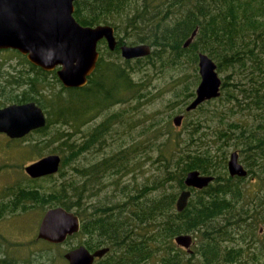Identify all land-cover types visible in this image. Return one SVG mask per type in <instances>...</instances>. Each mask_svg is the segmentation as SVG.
<instances>
[{
    "label": "trees",
    "instance_id": "obj_1",
    "mask_svg": "<svg viewBox=\"0 0 264 264\" xmlns=\"http://www.w3.org/2000/svg\"><path fill=\"white\" fill-rule=\"evenodd\" d=\"M74 4V16L82 25L108 24L115 28L118 45L114 50L108 48L110 53H121L120 46L130 37L136 38L137 43H148L154 49L145 57L125 59L122 56L128 68L106 60L102 52L88 84L81 88L65 87L56 71L43 70L26 57L37 72L34 77L25 78L28 90L19 95L17 101H35L44 109L47 124L39 132H46L53 124L68 125L77 131L90 121L91 113L96 114L133 97L140 100L151 96L150 80H134L131 74V70L139 65H151L160 69L159 72L168 69L186 71L189 66L197 69L199 53H207L217 63L218 70L243 74L246 82L240 80L233 84L243 97L239 98L231 90L225 112L219 107H206L216 98L195 110H184L187 114L199 112L198 118L186 138L170 136L167 139L164 146L174 143L179 146L183 140L184 149L179 151L173 165L164 158L166 154L162 156L163 177L160 181L158 177L154 179L151 187L142 192L139 188L136 195L128 196L122 202L115 201L111 206L92 207L90 212L82 207L83 200L87 201L97 193L95 186L104 183L102 177L122 176L132 170L129 168H132L130 161L135 149L128 146L112 151L96 162L73 167L81 179L71 175L50 187L35 185L31 191L34 206L44 207V212L54 206H63L84 217L82 232L94 237L95 247L103 245L110 249L99 264H264V237L257 238L260 224L264 222V197L259 198L256 207L262 208L255 214H249L245 207L239 208L243 195L240 182L244 177L230 175L227 157V145L232 141L239 142L243 145L241 151L249 168L248 174L260 177L258 168H264V0H76ZM196 28L195 39L185 47ZM49 73L61 84L59 91L49 84L43 85V79ZM109 73L112 78L107 84ZM200 79L199 74L192 80L187 74L178 76L176 96L184 94L183 101L187 104L195 97L194 88ZM227 83L224 81L222 87ZM75 93L87 97L77 99ZM95 95L98 97L92 99ZM177 104L173 102L172 107ZM241 111L248 116L247 120H225ZM216 121L218 124L213 127L212 123ZM221 121H225L227 128L219 125ZM107 134L105 127L97 126L89 131L82 145H78L72 139V133L56 132L53 141L65 138L61 143L65 146L61 151L66 152L62 156V168L89 148L99 143V147L103 145L102 138ZM191 170L214 175L215 179L203 189L191 188L188 205L178 211L179 195L171 188L174 183H178L181 191L187 188L184 179ZM61 175L67 174L61 172ZM54 176L44 178L54 181ZM261 178L264 183V176ZM120 180L114 179L112 183L118 186ZM156 190H160L159 195L149 196ZM248 218H251L249 222ZM245 225L249 226L254 239L247 238L250 233L246 232ZM185 233L192 234L196 241L193 252L187 251L189 257L175 242L177 235ZM75 236L69 237L68 241Z\"/></svg>",
    "mask_w": 264,
    "mask_h": 264
},
{
    "label": "rangeland",
    "instance_id": "obj_2",
    "mask_svg": "<svg viewBox=\"0 0 264 264\" xmlns=\"http://www.w3.org/2000/svg\"><path fill=\"white\" fill-rule=\"evenodd\" d=\"M135 41L136 38L132 37L126 40L128 44H140ZM152 48L154 49V47ZM99 49L101 53L103 52L105 55L104 58L106 60L116 61L128 68V65L125 63L121 53H110L105 42L99 46ZM25 58L26 56L15 53L12 50L0 51V83L9 79L11 73H13L16 74V77H18V82L22 84L19 91L22 92L26 89L27 86L24 82H21V80H24L27 76L34 77L37 71L32 68ZM135 64V61H133L132 65L135 66ZM196 66L198 67L197 69L189 66L186 71L168 69L164 72H159L160 69L154 68L151 65L135 66V68L131 70L134 80H150L149 90L152 91L151 96L142 97L140 100H136L135 97H133L126 100L127 102L103 108V110L97 112L96 114L91 113L90 121L83 124L77 131H73L68 125L53 124L46 132H32L26 137L17 140L0 135V161H13L14 165L19 164L18 166H24L49 154L55 153L63 156L66 152L61 151L65 148V146H61V143L64 142L65 138H60L59 141H53V135H56V132L60 131L72 133V139H74L78 145H81L86 140V135L89 134L91 129L97 126L105 127L108 134L105 135V138H102L103 145L99 147V143L98 146H93L91 149L89 148L87 151L81 153L66 167L62 168L61 165V172L67 174L65 177L64 175H61V172L59 171L54 176V181L43 178L32 181L31 183L33 187L35 185H46L47 187H50L53 183H60L65 178H70L71 175H75V177H79L78 179H81V176L77 175L78 173L73 170V167L96 162L104 156L111 154L112 151H120L127 149L128 146H133L135 150L130 161V167L132 168H129L132 170L122 174V176L121 174H117L115 176L109 175L107 177H102V181L104 183L99 186H95V188H98L97 193L93 194V197L88 198L87 201L83 200L82 207L88 209V212H90L92 205H94L93 207L98 208L104 204L111 206V203L115 201L122 202L124 199H127L128 196L136 195L139 188L141 189L140 192H142L144 188L151 187L154 184V179L157 177L160 181L164 172V161L162 160V156L164 154H166L164 158L171 161L173 165L175 158L179 155V151L184 149L183 140L179 146L174 143L172 146L167 147L164 146V144L170 136H180L182 139L186 138L193 126L192 124L198 118L199 112H190L187 114L184 111L194 97L189 99L186 104L183 101L185 95L181 94V97H177L175 93L177 89L176 86L179 83L176 80L178 76L187 74V76H189L192 80L197 74L200 75L198 62ZM218 71L223 79V82L227 80L228 83L226 87H222L221 96L213 100L212 103L206 104V107L209 109L212 107H219L222 112H225L229 106L227 97H229L231 90H233L239 98L243 97L240 89L234 88L233 84L238 83L240 80L242 82H246V80L243 79L244 75L240 73L233 74L232 71L226 69L224 71ZM21 72L22 75H20ZM45 76V80L42 78L43 76H41V79H43V85L46 87V85L49 84V87H53L52 89L59 91L61 84L56 82L54 74L49 73ZM111 78L112 74L109 73L106 77L107 84L111 82ZM198 84L194 88V91L196 90ZM14 94L15 93L13 92V95ZM65 94H67V92H65ZM7 95H9V89H7ZM74 95L77 99H85L87 97L82 93H75ZM94 97L98 96L95 95L91 98L94 99ZM2 99L8 100V103L0 102V107L11 103L9 101L11 99L0 97V100ZM180 101L183 102L180 103ZM173 102H178L179 104L172 107ZM179 113H184L185 117L181 126H175L173 118ZM247 117L248 116L241 111L238 114L233 115L231 118H226L225 120L236 121L239 119V121H242L247 120ZM212 124L213 127H215L217 126L218 121ZM250 124H252V116H250ZM219 125H222L223 128H227L225 121L219 122ZM51 141L53 142L49 143ZM242 147L243 145L234 141H232L229 146L227 145L228 161L231 153L237 151L239 153V161L245 166V168L249 169L244 161L245 155L241 151ZM174 155L175 157L173 158ZM0 164H2V162H0ZM20 169L16 168L12 173H8L6 171L0 172V190H3L5 186L9 184H13L18 181H25L23 174L24 169ZM263 170V167L261 169L258 168L260 177H257V174H248L240 182V186L243 189V195L238 206L239 208L245 207L249 209V214H255L262 208L256 206H259V198L264 197V183L261 178L264 176V173H262ZM114 179H121L118 186L112 183ZM177 184H173L171 191H177L179 195L181 189H178ZM123 189H125V191H123ZM159 192L160 190L153 191L149 194V196H157L159 195ZM44 210V207L42 209L40 206L36 205L32 209L28 210L27 213V215H29L28 221L31 224L30 232L33 235V249L35 254L38 252H43V254L48 253L49 257L46 255V257L41 259L42 264H65L64 253L69 246L75 244V238L69 240L68 243L53 247L48 246L44 242H38L37 233ZM24 217L25 216L18 217L15 224L18 226L21 223L24 224L25 219H22ZM250 220L251 218H248V222ZM260 225V231H257V238L262 239L264 237V222ZM244 227L246 232L250 233L247 238L254 239L255 236L251 235L249 226L245 225ZM2 229L5 228H0L1 231H3ZM193 247H195V244ZM184 250V254H187L186 256L189 257L187 250ZM51 254L53 257L50 256ZM246 258H248V256Z\"/></svg>",
    "mask_w": 264,
    "mask_h": 264
},
{
    "label": "water",
    "instance_id": "obj_3",
    "mask_svg": "<svg viewBox=\"0 0 264 264\" xmlns=\"http://www.w3.org/2000/svg\"><path fill=\"white\" fill-rule=\"evenodd\" d=\"M76 0H0V49H18L27 59L46 71H55L61 83L67 88H81L88 84L97 67L100 52L98 44L106 39L114 50L118 44L115 28L108 24L82 25L74 16ZM198 32L196 28L186 40L188 47ZM152 46L148 43L123 44L121 55L125 59L149 56ZM201 80L195 97L186 107L195 110L201 104L221 96L223 79L218 65L207 53H199ZM184 114L174 117V125L181 126ZM47 116L35 101L14 103L0 108V132L11 138H22L31 131L45 127ZM59 154L46 155L26 167L32 177L55 174L61 167ZM231 176L246 177L248 169L239 161L234 151L228 161ZM215 179L214 175L191 170L186 174L183 189L177 199L176 208L182 211L192 196L191 188L203 189ZM81 227L78 214L63 206L48 208L43 214L37 237L48 242L61 244L76 234ZM178 246L193 252L195 238L190 233L175 237ZM108 247L91 253L84 246L69 250L65 257L69 264H93L96 257H102Z\"/></svg>",
    "mask_w": 264,
    "mask_h": 264
},
{
    "label": "flooded vegetation",
    "instance_id": "obj_4",
    "mask_svg": "<svg viewBox=\"0 0 264 264\" xmlns=\"http://www.w3.org/2000/svg\"><path fill=\"white\" fill-rule=\"evenodd\" d=\"M104 42L108 46L107 40L102 39V40H100V42L98 44V49H99V46L101 44H104ZM108 48H109V46H108ZM2 50H7V51L12 50L15 53L22 54L18 49H12V48L0 49V51H2ZM120 50H121V46H120ZM99 52H100V50H99ZM100 56H101V52H100ZM100 56H99V59H100ZM20 75H22V72L20 73ZM27 77H29V76H27ZM30 78H32V77H29V79ZM21 82L25 83L26 79L21 80ZM21 86H22V84H19L18 77H16V74H13V73H11L9 79L4 80L3 82L0 83V97L6 98V99H11V100H9L11 102L10 104H5V105L1 106L0 108L14 104V103H25V102H18L17 101L19 95H24L25 91L28 90V88H26L22 92H20L19 88ZM7 89H9V95H7ZM13 92L15 93L14 95H13ZM7 101L8 100H3V99L0 100V102H2V103H8ZM27 102H29V101H27ZM45 114H46V112H45ZM179 114H184V113H179ZM46 116H47V114H46ZM184 117H185V114H184ZM183 120H184V118H183ZM173 122H174V120H173ZM40 130H41V128L35 129V130L31 131L29 134H31L32 132L40 131ZM29 134H27V135H29ZM0 135H4V136L9 137L8 134L5 132H0ZM26 136H24V137H26ZM24 137H22V138H24ZM9 138L15 139V140L20 139V138H11V137H9ZM53 154H55V153H53ZM61 158H62V156H61ZM0 162H2V164H0V172L6 171L8 173H12L16 168H19V169L22 168V169H24L23 174L25 177V181H18V182H15L13 184H9V185L5 186V188L3 190L2 189L0 190V228H5V229H2L3 231L0 230V264H42L41 259L45 257V254H43V252H38L35 254V251L33 249V243H34L33 242V235L30 232L31 231V228H30L31 224L28 221L29 215H27V213H28V210H30L34 207L33 196L31 193L33 186H32L31 182L33 181V179H41V178L47 177L49 175L36 177V178L32 177L26 170V167L29 164H31L32 162L28 163L24 166H21V165L18 166L19 164L14 165L13 161H0ZM20 173H21V169H20ZM57 173L50 174V175L53 176V175H56ZM79 200H82V199L79 198ZM82 204H83V202H82ZM93 206L94 205H92V207ZM20 216H25L24 218H22V219H25V222H24V224L21 223L18 226L17 224H15V222L18 219V217H20ZM79 217L81 220V227H80V230L76 234H74V235H76L75 236V244L72 246H69L68 249L66 250V252L64 253L65 264H69V261L66 259L65 254L73 248H78V247L84 246L85 248H87L89 250V252L93 253L100 248L108 247V246H103V245H101L99 247H95L97 243L94 240V237L90 236L88 233L82 232V226L84 224V217H82L81 215H79ZM68 239L64 243L55 244V243L48 242L44 239H39L37 237L38 242L39 241L44 242V243L48 242L50 244H55V245H62V244L68 243ZM181 248H183V247H181ZM109 251H110V249H109ZM107 253L102 257H96L93 264H99V262L104 259V257L107 255Z\"/></svg>",
    "mask_w": 264,
    "mask_h": 264
}]
</instances>
